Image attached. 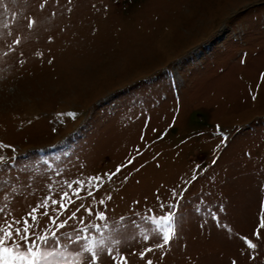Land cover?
I'll use <instances>...</instances> for the list:
<instances>
[{"label": "rangeland", "instance_id": "374dc122", "mask_svg": "<svg viewBox=\"0 0 264 264\" xmlns=\"http://www.w3.org/2000/svg\"><path fill=\"white\" fill-rule=\"evenodd\" d=\"M262 75L264 0H0V207L21 218L69 191L61 220L81 202L93 215L61 245L72 225L107 223L82 235L119 240L128 264H264ZM96 175L85 201L64 184ZM177 200L170 246L141 259L161 242L144 216Z\"/></svg>", "mask_w": 264, "mask_h": 264}, {"label": "snow or ice", "instance_id": "6c2138e0", "mask_svg": "<svg viewBox=\"0 0 264 264\" xmlns=\"http://www.w3.org/2000/svg\"><path fill=\"white\" fill-rule=\"evenodd\" d=\"M31 26V24H29ZM17 43H19L17 41ZM264 78V75H262ZM255 99V97H253ZM69 116H75V113H68ZM55 131V129H53ZM153 131H156L153 129ZM141 139H144L143 135ZM9 147L0 143V148ZM139 151V149H137ZM135 157L128 161L131 164ZM16 157L14 156L11 162H15ZM215 159L213 163H215ZM4 157L0 156V164H5ZM127 165H118L114 172L105 173L108 181H111L113 177L119 174L122 168ZM197 169L200 166L197 165ZM57 176L60 175L59 172L56 173ZM196 179L195 174L192 177ZM127 177H125V180ZM66 187L72 191L81 201L87 200L89 197L95 198V191H99L103 184L104 179L100 175L90 176L87 180V189L85 188V181L73 180L71 182L64 181ZM73 185H76L74 188ZM49 191H51V185H49ZM82 192H86V195L81 196ZM172 198L176 199L177 196L182 197L183 192L177 193L175 189L172 190ZM111 199V197H109ZM159 200V196H157ZM68 201V203H65ZM99 204L104 205L105 201L101 198ZM76 201L73 200L69 194V191H63L59 199L53 198L51 195L44 197V199L39 202L35 207H33L25 217L16 218L12 216L9 218V213L5 208L0 207V213L3 214V222L0 223V264H52L51 257L60 254L62 251L68 250V245L71 244L75 247L74 255L77 258V264H99L100 253H107L114 264H128V259L126 255H123L119 249L118 245L120 241L117 239H109L104 235H101L98 239L89 235H82V233H87L90 228L100 231L102 228L106 229L109 227L107 223L101 224H88L85 227H77L76 225H83L84 218L77 217V213L81 209L87 213L88 216L93 215V208L91 206H86L81 202L80 206L72 211L65 219L61 220V216L69 211V205L75 204ZM139 203V202H137ZM179 204L177 200L176 204H168L167 211L165 214L160 216H148L145 215L144 219L146 221H151L154 228L151 229L152 234L159 237L160 243L155 244L153 247H147L139 253L141 259L146 258V254L151 253L154 249L163 250L170 246L171 241L176 235L175 229V216L177 213L173 211ZM160 208H165V204L162 202ZM198 210V209H197ZM151 211V209L149 210ZM96 217L100 221L106 220V215L104 212L95 213ZM47 218L48 224L51 227H41L40 217ZM123 220V217L120 218ZM31 220V223H29ZM70 221H75L76 225H72L73 230L63 233V239L66 241L61 245V235L58 233L60 230L65 229L69 225ZM116 225H113V231L116 230ZM260 227L264 228V209H262V214L260 218ZM55 229V230H53ZM259 235V233H257ZM144 241L149 240V235L142 234ZM247 247L250 250H255L257 244L253 243L252 240H246ZM44 246L43 248L41 246ZM133 255L136 253L133 252ZM250 259H255L254 255L249 253ZM146 264H154L153 260L148 259Z\"/></svg>", "mask_w": 264, "mask_h": 264}]
</instances>
